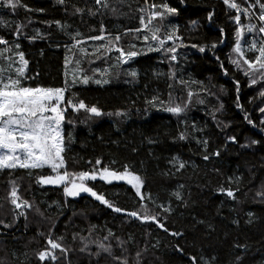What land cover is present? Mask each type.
Listing matches in <instances>:
<instances>
[{
    "label": "trees",
    "instance_id": "obj_1",
    "mask_svg": "<svg viewBox=\"0 0 264 264\" xmlns=\"http://www.w3.org/2000/svg\"><path fill=\"white\" fill-rule=\"evenodd\" d=\"M23 2L33 10L43 8L45 12L29 13L20 8L13 15L8 9H0V17L19 21L31 17L35 22L27 29L29 35L35 34L33 29H40L41 32L52 31L53 39L61 45L57 48L45 39H36L31 43L26 39L20 41L22 50L29 60L28 74H39L36 80L29 83L33 86L37 83L43 86H61L66 71L64 65L66 50L63 45L70 41L68 37L59 34L55 26L48 29L47 25L40 21H67L73 30L79 29L87 36L99 35L100 18H92L85 14L81 19L80 16L71 15L70 6L69 14H65L62 7L55 4V0ZM91 2L92 0H72V3L80 7L85 3L91 5ZM152 2L160 3L161 0H149V3ZM166 2L178 9L177 14L169 19L180 26V35L185 45L177 49L179 52L177 62L169 61L166 59V53L160 51L137 56L128 64L116 67H110L116 64L118 53L115 52L111 54V59H105L103 62L97 60L91 66L83 63L81 67L89 75H92L91 68L109 67L112 82L103 86L94 83L86 86L77 85L72 89L78 94L77 98L82 99L86 105L95 104L104 113L130 109V114L126 119L115 115H103L88 120L87 123H81L87 119L88 114L83 110L77 113L69 110L67 118L72 120L74 125L65 124L64 128L65 132H72L74 142L71 144V151L66 153V159L68 170L77 172L91 170L97 158L101 160V165L95 166L97 169L106 166L123 171V166L127 164L129 170L139 174L144 181L141 192L152 214L159 212V219L169 232H183V236H171L155 222H142L137 218H128L125 214L114 213L92 198L65 197L62 186L37 185L29 180L24 170H17L15 176H24L23 180L18 181L21 197L38 206L45 217L51 219H41L34 207L27 212V227L23 217H20L10 229L0 226V264H40L35 254L46 245L45 238L38 236L37 230L47 234L53 223H55L53 237L66 235L64 243L73 248L79 247V242L73 244L72 232L83 229L81 235L87 236L89 226L96 225L91 238L98 239L107 234V229H111L116 236L128 242L126 246L129 249L130 264L135 252L144 249L146 250L142 252L141 264H191L189 256L207 258L210 255L218 257V264H233L235 256L240 254L239 249L232 248L233 240L250 245L244 254L243 264H264V203L253 201L255 192L264 184V132L260 130L261 114L255 110V104L249 103V97L256 95L258 86L248 87L247 78L228 63L230 55L234 58L232 46L236 26L229 19L234 12L226 14L222 0H184L183 3L181 0H166ZM127 3L132 7V12L128 15L120 16L118 19L115 17L105 19L108 31L114 33L117 30L122 32L123 28L140 27L139 13L135 9L138 5L143 6L144 0H127ZM122 10L128 12L127 7ZM209 11L214 13L211 22L207 18ZM192 20L197 21L194 28L189 24ZM241 22L247 23L243 17ZM92 26H95V30H92ZM221 27L225 29L224 43L217 45L215 55L210 51L200 53L198 49L190 46L193 43L210 45L217 41L220 37L218 29ZM5 32L6 29L0 28V34ZM244 39L251 40L252 34L245 32L242 37V40ZM99 43L101 42L89 41L86 46L91 48L92 45ZM131 43H135L138 49L144 46L143 41L137 40L133 34L122 37L121 45L125 50H128ZM215 56L224 61L225 67L229 69V75L225 76L222 73ZM246 56L252 57L248 54ZM130 69L138 72L135 80L125 74ZM170 69L175 73L174 80L169 79ZM72 70L73 66L69 65L67 71L71 73ZM179 79L200 81L202 84L189 83L185 87L176 83ZM233 79L240 81L239 93ZM126 80L130 82L126 83ZM170 83L173 85L171 89L168 87ZM202 88L206 91H201ZM189 90L198 93V98L203 99L205 103H197V96H194L190 107L178 116L150 108V114L145 118L143 109L146 107V98L151 99L156 95L167 102L171 92L172 104H183ZM237 94L244 111L236 107ZM221 104L223 108L215 113L216 121L221 122L218 128L209 113L219 108ZM136 109L140 111L137 112ZM245 111L256 127L247 122ZM193 124L197 131H191ZM225 124L228 125L227 128H224ZM178 131L187 132L189 140L177 139L173 142L172 137L176 136ZM229 135L235 136L237 143L229 142L224 147L226 136ZM192 136L207 138L208 151L220 148L221 155L204 161L201 146L191 139ZM146 138L154 139L157 143L150 144ZM252 140L260 143L251 145ZM245 144L251 146L242 147ZM133 148L136 149L135 152L132 151ZM173 156H179L185 161L186 168L171 177L162 175V172L171 169L169 160ZM88 160L92 161V165L85 163ZM48 171L45 169V174ZM240 174L243 175L241 190L237 193L240 203L217 193L219 187L229 186L228 177ZM8 179L7 172L0 173V205H3L0 208V219L11 222L13 216L12 206L8 202L9 186L6 183ZM87 184L127 212H142L140 198L131 187L106 185L97 180L88 181ZM180 185L184 187L181 188ZM177 192L186 204L176 199ZM149 196L155 203L148 200ZM161 204L170 206L171 211L162 212L156 207ZM249 211L254 214L251 224L246 223L249 220L247 216ZM69 217L72 218L71 223H68ZM233 219L239 220L238 226L232 223ZM198 221L204 223L200 224ZM209 225L212 226L211 229ZM112 243L115 253L120 255V249L115 248V241ZM177 244L184 249V253L175 251L174 246ZM69 259L72 264H88L87 256L78 252L69 253ZM45 264L50 262L46 261ZM101 264L112 262L102 257Z\"/></svg>",
    "mask_w": 264,
    "mask_h": 264
},
{
    "label": "snow or ice",
    "instance_id": "obj_2",
    "mask_svg": "<svg viewBox=\"0 0 264 264\" xmlns=\"http://www.w3.org/2000/svg\"><path fill=\"white\" fill-rule=\"evenodd\" d=\"M184 0H181L183 3ZM225 6V12H234L229 19L235 24L234 44L232 46V54L228 57V63L231 64L234 70L241 72L248 82V87L258 86L256 95L249 97V103L255 104L256 109L261 115L259 123L262 126L260 130L264 132V0H222ZM55 4L62 7L65 14H69V6L71 7V15L80 16L81 19L86 14L89 17H99V35H84L79 29H72V25L67 21L61 20H45L40 21L47 25L48 29L55 26L57 32L63 36L68 37L70 43H65L63 47L66 50L64 57L65 65V79L61 86H43L35 84L33 86L30 81L38 78V73L29 75V60L26 58L25 52L22 50L20 41L22 39L28 40L30 43L36 39H45L59 48L61 45L56 43L53 39V32H41L40 29H33L34 35H29L27 29L35 21L31 17H27L24 21L6 20L0 17V28L6 29L5 34H0V173L7 172L9 179L6 183L9 186L8 202L12 206V221L6 222L0 219V226L4 229L12 228L16 221L23 217L25 220V227H27V212L33 210L41 217V219H51L45 217L44 212L38 206H34L28 200H25L19 194L20 184L18 181L24 179V176H15L17 170H24V174L35 184L44 186H62L65 197H78L81 193H87L98 201L101 205L106 206L112 212L117 214H125L128 218H137L142 222H155L164 231L169 232L159 219L160 213L152 214L151 210L145 203V196L141 192V186L144 181L141 176L129 170V166L125 164L123 171H117L108 167L97 169L95 166L101 165V160L97 158L95 165L89 171H69L68 160L66 153L71 151V144L74 142V136L71 131L65 132V124L73 126L74 122L68 119V112L71 110L77 113L83 110L88 114L87 119L81 123H87L88 120L99 118L103 115L113 116L126 119L130 114V109H117L114 113H104L103 110L95 104L86 105L82 99H78V94L72 89L77 85H88L94 83L103 86L112 82V75L109 67L91 68L92 75L87 74V71L81 67L83 63L93 65L97 60L104 61L111 59L113 52L118 53L116 57V64H128L134 58L140 55H147L151 52L163 51L166 53V59L171 62H177L179 52L178 47L183 45V37L180 35V26L171 22L169 17L177 14L178 9L169 6L166 0H161L160 3H149V0H144L143 6H137L135 11L139 13V28H123L113 32L108 31L105 19L119 18L120 16L128 15L132 12V7L127 3V0H92L91 5L85 3L83 7L72 3V0H55ZM127 7L128 12L122 9ZM23 8L26 12H45V9H31L23 0H0V9H8L13 15L17 10ZM213 11L207 14L208 20L213 19ZM242 17L247 23H242ZM255 21V23H253ZM191 27L197 26V21L189 22ZM95 30V26H92ZM220 37L217 41H213L210 45L191 44L192 48L198 49L200 53L212 52L215 55V49L218 44L224 43L225 29L223 27L218 29ZM252 34L251 40H242L244 33ZM133 34L137 40H142L144 46L137 48L135 43L128 45V50L121 45L122 37ZM89 41H100L99 44H94L91 48L87 47ZM171 42V44H169ZM179 42V43H177ZM247 53H253V57L246 56ZM41 54L42 51H41ZM220 70L227 76L229 69L225 67L224 61L219 56H215ZM69 65L73 66L71 73L67 71ZM130 76L132 80L138 77V72L135 69L127 70L125 73ZM71 76V79H69ZM170 80L175 79V73L170 69ZM126 83L130 81H125ZM176 83L187 87L189 83H201L200 81H186L184 79L176 80ZM237 93L240 91V81L233 79ZM168 87L171 89L173 85L170 83ZM255 90V89H254ZM201 91H206L201 89ZM213 95L212 93H208ZM171 92H169V101L161 100L159 96L153 95L151 99H145L146 107L143 109L145 118L150 114V108L156 110H163L173 115H180L188 109L192 103V98L197 96V103L204 104L203 99L198 98V93L189 90L187 92V99L183 104H172ZM239 95L236 97V107L244 111L243 106L239 103ZM258 102V103H257ZM135 102H133V105ZM223 108V104L216 108L209 114L213 120L216 121L215 113ZM137 112L140 109H136ZM245 119L247 122L256 127L254 121L249 117L245 111ZM183 123V121H182ZM217 127L220 128V123L216 121ZM228 125L225 124L224 128ZM119 131V129H117ZM191 131H197L195 124H193ZM202 131V130H201ZM223 131V129H221ZM189 134L185 131H178L176 136L172 137V141L189 140ZM148 139V143H157L156 140ZM191 139L201 146L202 159L208 161L211 157H219L221 149L217 148L211 152L208 151L209 141L207 138H197L192 136ZM237 143L235 136H226L225 145L228 143ZM115 143V141H113ZM260 141L252 140L251 145H256ZM249 144L242 145V147H249ZM136 151L135 148L132 149ZM85 163L92 165V161L88 160ZM171 169L162 172V175L171 177L175 173H179L186 168V162L180 159L179 156H173L169 160ZM48 169L45 174L44 170ZM218 171V170H217ZM251 171V170H249ZM255 178V174L252 175ZM99 179L105 183L126 181L136 190V195L140 198L141 211L127 212L114 202L108 200L103 193L97 192L93 187L88 186L87 181H96ZM243 182V175H236L228 177V187H219L216 191L218 194H223L235 203H240L237 193L241 190V183ZM251 181H249L250 183ZM233 184L235 186H233ZM31 185H29V188ZM181 188L184 185H180ZM176 199L181 203L186 204L183 197L177 192ZM247 196V193L244 194ZM151 200V197H148ZM253 201L264 203V184H262L254 194ZM55 203V202H54ZM3 205H0L2 208ZM51 205H49V208ZM162 212L169 213L171 207L164 205H156ZM235 209H233L234 211ZM61 215L63 213H60ZM249 220L246 223H253L254 214L249 211L247 213ZM71 217L68 218V223H71ZM203 224V221H198ZM234 225H239V220L233 219ZM66 224V230H67ZM96 225H90L87 229L88 235H81L83 229L71 233V240L73 244L79 242V247L73 248L64 243L66 235H59L53 237V230L55 223L48 229L45 234L39 229L38 236L45 238L46 247L38 251L35 255L40 261V264H45L46 261L50 264H72L69 259V253H80L86 255L88 264H101V258H108L112 264H130L129 249L127 248V241L122 240L116 236L111 229H107V234L102 238L92 239V233L96 229ZM210 229L211 225L208 226ZM214 231V229H212ZM171 236L182 237L183 232L171 231ZM210 238V234H209ZM115 241V248L120 249V255L114 251L112 241ZM131 240V237H129ZM232 248L239 249L240 254L235 256L233 264H243L244 254L248 251L250 245L247 243H239L238 240H233ZM155 247V245H153ZM175 251L184 253V249L180 245L174 246ZM138 250L132 258V264H141L142 252ZM15 255V254H14ZM191 264H218V257L210 255L207 258L204 256L195 257L189 256Z\"/></svg>",
    "mask_w": 264,
    "mask_h": 264
},
{
    "label": "flooded vegetation",
    "instance_id": "obj_3",
    "mask_svg": "<svg viewBox=\"0 0 264 264\" xmlns=\"http://www.w3.org/2000/svg\"><path fill=\"white\" fill-rule=\"evenodd\" d=\"M89 181H91V180H89ZM86 183H88V181ZM103 184H106V185H125V186H128V187H131L126 181H119V182H112V183H103ZM81 196L94 199L93 197H91L87 193H81L78 197H81Z\"/></svg>",
    "mask_w": 264,
    "mask_h": 264
},
{
    "label": "rangeland",
    "instance_id": "obj_4",
    "mask_svg": "<svg viewBox=\"0 0 264 264\" xmlns=\"http://www.w3.org/2000/svg\"><path fill=\"white\" fill-rule=\"evenodd\" d=\"M253 23H255V21H253ZM248 33V32H247ZM246 54H248V55H251L252 57L254 56V54L253 53H247L246 52ZM131 186V185H130ZM131 188L136 192V190L131 186ZM76 198V197H75Z\"/></svg>",
    "mask_w": 264,
    "mask_h": 264
},
{
    "label": "water",
    "instance_id": "obj_5",
    "mask_svg": "<svg viewBox=\"0 0 264 264\" xmlns=\"http://www.w3.org/2000/svg\"><path fill=\"white\" fill-rule=\"evenodd\" d=\"M100 183H105V182H103V181H100L99 179H97Z\"/></svg>",
    "mask_w": 264,
    "mask_h": 264
}]
</instances>
